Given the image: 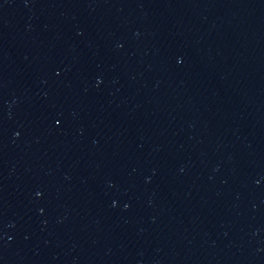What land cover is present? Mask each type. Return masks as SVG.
<instances>
[{"label":"water","instance_id":"95a60500","mask_svg":"<svg viewBox=\"0 0 264 264\" xmlns=\"http://www.w3.org/2000/svg\"><path fill=\"white\" fill-rule=\"evenodd\" d=\"M0 264H264V0H0Z\"/></svg>","mask_w":264,"mask_h":264}]
</instances>
